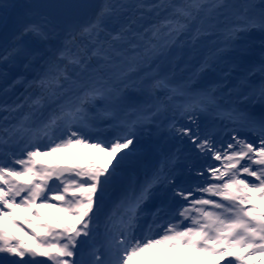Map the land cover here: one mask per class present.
<instances>
[{"label": "snow or ice", "instance_id": "1", "mask_svg": "<svg viewBox=\"0 0 264 264\" xmlns=\"http://www.w3.org/2000/svg\"><path fill=\"white\" fill-rule=\"evenodd\" d=\"M0 84V264H264V0H0Z\"/></svg>", "mask_w": 264, "mask_h": 264}, {"label": "rangeland", "instance_id": "2", "mask_svg": "<svg viewBox=\"0 0 264 264\" xmlns=\"http://www.w3.org/2000/svg\"><path fill=\"white\" fill-rule=\"evenodd\" d=\"M19 70L23 71V73L25 74L24 70H23V66H20L19 69H15V72L19 73ZM27 74V78L31 79V75ZM24 76V75H23ZM2 86H4L5 88H8L7 84H0V92H2L3 95V99H7L12 93H13V89H10L7 94L5 95L4 91H2ZM17 86L15 89H18ZM14 98V97H13ZM86 150L85 145H77L71 148H65V149H58L55 152H49L44 156H41L40 159L41 160H64L66 157L68 156H72L73 159L76 160H84L83 159V151ZM100 152L99 149H97V151L95 150L93 154H96V152ZM79 152H80V156H79ZM46 211L56 215V216H62L64 215V213L61 212H57L55 209H47ZM157 249V248H156ZM156 250L152 251H146V252H142L143 253V259L137 261L135 264H151V263H156L155 261H152L151 258L154 254ZM151 260V261H150Z\"/></svg>", "mask_w": 264, "mask_h": 264}, {"label": "water", "instance_id": "3", "mask_svg": "<svg viewBox=\"0 0 264 264\" xmlns=\"http://www.w3.org/2000/svg\"><path fill=\"white\" fill-rule=\"evenodd\" d=\"M87 2H91V3H101L102 0H87Z\"/></svg>", "mask_w": 264, "mask_h": 264}, {"label": "bare ground", "instance_id": "4", "mask_svg": "<svg viewBox=\"0 0 264 264\" xmlns=\"http://www.w3.org/2000/svg\"><path fill=\"white\" fill-rule=\"evenodd\" d=\"M169 263V262H168Z\"/></svg>", "mask_w": 264, "mask_h": 264}]
</instances>
